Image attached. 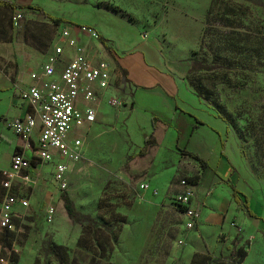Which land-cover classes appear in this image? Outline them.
<instances>
[{
  "label": "rangeland",
  "instance_id": "374dc122",
  "mask_svg": "<svg viewBox=\"0 0 264 264\" xmlns=\"http://www.w3.org/2000/svg\"><path fill=\"white\" fill-rule=\"evenodd\" d=\"M13 1L41 6L69 22L55 26L29 10L23 21L15 23L11 13L0 8V50L5 73L17 66L29 76L38 73L44 62L43 54L52 49L61 33L68 31L81 43L78 36L81 31L76 27L89 26L107 39L111 51L113 44L116 50L129 45L135 48L142 43L154 47L165 69L185 87L187 103L180 104L190 111L188 115L183 112L174 116L169 107L137 93L133 113H120L122 109H114L108 102L110 95L125 101V92L129 91L125 85L110 90L109 98L89 103L97 113L72 133L84 142L83 159L69 163L68 187L64 192L81 213L100 221L108 220L115 226L116 242L96 262L91 261L94 251L77 245L81 225L70 221L59 197L62 192L58 193L49 183L51 166L44 165L43 174L28 171L32 178L29 183L15 175L8 178L11 162L6 145H1L0 163L10 166L0 171V183L8 178L11 185L5 190L0 184V202L8 190L28 200V205L18 207L13 215L28 227L23 241L13 246L20 256L17 264L42 261L39 249L42 241L48 239L66 247L78 264H190L195 252L187 254V251L194 242L191 237L194 231L185 228V215L177 197L184 191L181 181L195 186V190L207 187L198 192L206 196L211 185L228 175L224 166L231 170L214 156L219 144L214 128L221 131V137L230 139L227 153L236 169L233 178L247 194L257 217L248 216L242 206L234 212L229 209L223 222L228 230L218 233L214 241H202L200 237L195 241L210 244L211 250L200 253H210L214 261L264 264V0ZM86 37L83 41L95 44L94 39ZM87 48L97 57V52L90 46ZM103 51L111 52L105 48ZM109 57L111 60L105 55L103 59L113 67L114 60ZM191 57L212 65L213 70L189 71V63L183 60ZM193 64L198 62L193 59ZM98 104L108 113L98 108ZM155 109L157 116L172 120V127L180 128L182 138L190 128L188 119L198 124L200 118L207 123L195 128L189 148L181 138L177 148L171 133L174 128L170 129L161 139L163 149L158 147L150 156L140 132L149 129L148 113ZM187 149L208 161L206 171L199 161L185 154ZM146 153L149 156L144 157ZM144 179L151 182L146 190L140 188ZM224 191L219 204L224 202ZM47 205L56 210L51 223L45 219ZM198 212L200 216L199 209ZM12 224L13 230L16 222L13 220ZM231 250L238 253L236 261L242 251L246 255L239 263H228Z\"/></svg>",
  "mask_w": 264,
  "mask_h": 264
},
{
  "label": "built area",
  "instance_id": "2783aa9c",
  "mask_svg": "<svg viewBox=\"0 0 264 264\" xmlns=\"http://www.w3.org/2000/svg\"><path fill=\"white\" fill-rule=\"evenodd\" d=\"M21 17V13H16L15 23ZM76 30L94 40L98 39L96 30L89 26H79ZM65 47L73 51L66 61L63 60ZM101 54L98 53L97 57L90 55L78 37L71 36L68 31L61 33L41 70L30 75L33 83L20 91L21 98L28 103L31 110L24 116L6 121L8 129L19 135L25 143L21 152L12 155L8 178L15 175L29 183L32 178L28 171L34 161H40L51 164L49 183L57 192L61 193L67 189L69 163H77L83 159L84 142L72 133H75V129L80 127L84 120L95 116V110L89 102L96 98V88L107 89L114 85L113 67ZM59 64L62 66L57 73ZM108 103L117 110L124 106V101L115 96L110 97ZM36 129L38 136L36 143H33L31 138ZM36 172L42 174V169ZM8 178L0 183L5 190L11 185ZM181 184L184 191L177 197V203L184 208L185 228L191 230L199 219V212L198 208L190 204V193H193L191 186L184 180ZM148 187V183L140 184L142 190ZM17 205L26 207L28 200L9 190L6 191L0 202V224L12 229ZM55 212V207L47 205L45 210L47 223L54 220ZM182 242L179 240V243Z\"/></svg>",
  "mask_w": 264,
  "mask_h": 264
},
{
  "label": "crops",
  "instance_id": "0c3cea01",
  "mask_svg": "<svg viewBox=\"0 0 264 264\" xmlns=\"http://www.w3.org/2000/svg\"><path fill=\"white\" fill-rule=\"evenodd\" d=\"M16 4H19V3H16ZM19 5H24V4H19ZM78 36L80 38L81 43L85 45L87 51H88L87 46H90V49H93L97 53H102L101 56L104 57L105 55L106 59L108 60L110 59L109 56L111 55L113 60L117 61L119 65L127 71L128 81L124 84L119 85L120 87L124 85L127 87L129 86V91L125 92L126 94L124 95V98L126 99H124L125 100L124 106L121 108L122 111L120 110L121 111L120 113H123L125 111L130 112V115L133 113L135 109V105H136L135 96L137 93H139V94H144L145 97L147 95L148 98L156 99L162 105V107L163 106L169 107V109L172 110V113L174 116L175 115L180 116L181 114H183V112L186 115H188L190 111H185L184 107H182L180 104V102L182 101L187 103L186 101H184L185 94L187 91L185 87L182 86L181 83L177 81L173 77V75H171L165 69L164 61L154 47H151V46L145 47V44L142 43L144 46L137 45L134 48L133 46L135 45H129L128 47L124 49L116 50L113 44L114 49L111 51L110 46L107 44V39L102 35L104 39L106 40V45H108V49L106 50L111 51L109 55L108 53H105L103 51V48L105 47L102 45L100 40L99 41L93 40L95 44L90 45L88 41H83V37H86L85 34L80 32ZM139 44H141V42ZM50 51L51 50L43 54L44 61L46 60L47 55L48 53H50ZM72 52L73 51L71 48L65 47V53L63 55V60L65 61L68 60ZM61 66L62 64H59V67H58L59 69L57 73H59ZM113 67H114V64H113ZM57 76L58 75L56 74L55 77ZM113 78L115 79L114 76ZM33 81L34 80H32L28 74L21 73L18 66L16 69H13L11 72L5 73L4 66H3V51L2 49L0 50V146L1 145L4 146V144L6 145V152L9 157V163L11 162V158L14 153L21 152L24 149L25 143H24V140L19 135L13 133L12 131L8 129L6 121L14 117L24 116L28 111L31 110L28 103L21 98L20 91L22 89L27 88L29 85H31ZM115 88H117L115 87V85H111L107 89L96 88V98L95 99L101 100L106 97L107 98H109L110 96L112 97V95H110L112 94L110 93V90L115 89ZM130 92H132V94ZM108 95L110 96L108 97ZM102 107H103L102 104H98V108H100L103 112L108 113L105 111L106 109ZM157 111L158 110L155 109L153 110V113L152 112L150 114L148 112L147 113L150 116V118H152L153 115H156ZM95 113H97L96 110H95ZM161 119L169 123V126L165 128L164 134L161 139L164 140L165 133H167L168 131H171L170 129L174 128V132H171V133L174 136L173 138L175 140L174 145L177 148L179 147L178 145L181 143L180 142L181 140H184L183 144L185 145L187 144L186 146L189 148L190 143H192V140L194 139L193 136H194L195 128H197L198 125L207 123L204 120H201L200 118L198 119L202 121L203 123L196 124L194 122H191V118L188 119L190 128L188 129V132L186 134L187 136L185 138H182L181 137L182 131L180 130V128L178 130L176 126L172 127L171 125L172 120L170 121L169 119H166V118H161ZM151 132H152V125H150L149 129L147 127V129H145L144 131H141L140 136L144 140L145 137H147ZM213 132L218 136V139H219V144L218 146L215 147L213 151L214 156L216 160L219 159L220 162L223 161L226 164H228L231 170L227 171L228 170L227 165L224 166L225 168L224 171L228 175L226 177H221V180L219 182H216L214 185H211V187L209 188V192L206 196H203L204 195L203 193H202L203 195H201L198 192L205 191L207 187H202L200 190H195L194 189L195 186L190 184L192 185L190 188L193 191L192 197L190 198V202L191 203L193 202L192 204H194L200 210V216H199V219L195 227L191 229V231H194V235L191 236L192 239H194V242L188 247L187 254H193L194 252H205L207 250H211L210 244L209 245L204 244L202 241L206 239L207 240L211 239V241L212 240L214 241L218 233H220L223 230H228L226 229L225 224L223 222L228 218L226 214H227V211H229V209L230 211L234 212L238 206H242L245 209L246 214L250 216L247 213V209L242 204H239L238 202L234 200L233 195H232V189L230 187L231 184L239 192L246 195V200L249 204V209L252 210L250 207V202L248 200L247 194L245 193L243 189L239 188L238 183H236V181L233 178L234 176L233 172H235L236 169L234 165L232 164L231 159L229 158V153H227L228 150L230 149V144H229L230 139L228 140L226 136L221 137L222 135L221 131L216 128H214ZM37 136H38V129H36L32 135L31 139L33 143H36ZM161 139L158 145L155 147V152L153 154L149 152L150 156H153L156 153L158 147H159V150L163 149L162 147L163 140L161 141ZM222 139L226 141L225 149H224L225 156L221 155L222 154L221 153V150H222L221 140ZM17 148L18 150H16ZM231 148H233L232 145H231ZM187 150H190V149H187ZM0 152H1V149H0ZM192 152L196 153L201 158H203V156L200 155L199 153L195 151H192ZM235 155H237V153H235ZM147 156L149 155L147 154L144 157H147ZM46 164L51 166V164L49 163H41L40 161H34L29 171H34V172L38 171L39 169H42L43 166ZM8 167H4L0 163V171H4ZM207 167H208V161H207V165L203 167L205 171L207 170L206 169ZM44 177L46 178V176ZM141 183H148L150 185L149 188L151 187V182H149V180L147 179L142 180ZM175 186L178 187L179 185H175ZM178 188H180V186ZM219 188H221V190H219ZM222 189H225V191L223 192L224 202L222 204H219L220 202L219 199L221 198ZM18 207H21V206L17 205L15 207V211L17 210ZM253 213L256 215L254 211ZM250 217H254V216H250ZM255 217H257V215ZM199 237L202 241L196 242L195 239Z\"/></svg>",
  "mask_w": 264,
  "mask_h": 264
},
{
  "label": "trees",
  "instance_id": "16d2710c",
  "mask_svg": "<svg viewBox=\"0 0 264 264\" xmlns=\"http://www.w3.org/2000/svg\"><path fill=\"white\" fill-rule=\"evenodd\" d=\"M252 1V0H248ZM0 8H3L11 13V17H14L16 13H21V18L18 22L23 21L26 17L25 14L31 10L33 13L50 20L55 26L68 23L69 21L63 17L55 16L47 12L41 6L35 5H19L16 4L13 0H0ZM228 12V11H226ZM236 11H234L235 13ZM210 18V16L208 17ZM215 19V18H214ZM11 25H13V21L11 20ZM98 39L105 47L108 49V45H106V40L100 34H98ZM193 59L198 62V64H193ZM188 64V70L191 72L198 71H211L213 70L212 65H208L202 61H200L196 57H191L183 60ZM192 63V64H191ZM113 76L114 85L119 86L120 84H124L128 81L127 79V71L119 65L117 61H114L113 67ZM204 92V90L202 91ZM196 118V117H195ZM197 123H203L197 118ZM152 132L145 137L144 147L148 150L147 153L153 154L155 152V147L158 145L160 139L162 138L165 128L169 126V123L163 119H161L157 115H153L151 118ZM226 141L224 139L221 140V155L225 156ZM18 150V148L16 149ZM146 153V154H147ZM185 154L191 156L195 160L199 161L202 166L207 165V161L201 158L196 153H193L190 150H185ZM144 156V155H142ZM128 158V157H127ZM232 189V195L236 202L242 204L246 209L247 213L250 216H256L252 210L249 209V204L246 200V195L239 192L232 184L230 185ZM193 194V193H192ZM192 197V196H191ZM190 197V198H191ZM60 199L62 201L63 207L66 211V214L70 221L73 223L81 225V234L79 239H77V245L81 248L91 250L95 252V255L91 258L92 262H96L98 259L105 256V254L111 249V247L116 242L117 231H115V226L110 224L108 220H98L97 218L91 216L90 214L81 213L76 209L74 201L69 197L66 192H62L60 195ZM182 211L184 208L180 205ZM16 222V228L10 229L7 225L0 224V264H17L19 257L18 253L13 248L16 242L21 243L24 237L28 233V227L17 219L13 218ZM40 254L42 255V261H39L35 264H78L75 258L70 257L66 247L63 245L57 244L52 241V239L43 240L39 249ZM238 255L237 251L231 250L228 255V263H239L243 260L246 255L245 251H242L239 259L236 261L235 257ZM97 258V259H96ZM190 264H224L222 260L212 259V255L210 253H200L195 252L191 258Z\"/></svg>",
  "mask_w": 264,
  "mask_h": 264
},
{
  "label": "bare ground",
  "instance_id": "6f19581e",
  "mask_svg": "<svg viewBox=\"0 0 264 264\" xmlns=\"http://www.w3.org/2000/svg\"><path fill=\"white\" fill-rule=\"evenodd\" d=\"M192 196V193H190V197Z\"/></svg>",
  "mask_w": 264,
  "mask_h": 264
}]
</instances>
